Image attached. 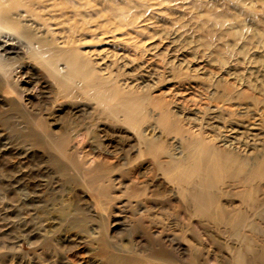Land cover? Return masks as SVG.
<instances>
[{
	"label": "bare ground",
	"instance_id": "6f19581e",
	"mask_svg": "<svg viewBox=\"0 0 264 264\" xmlns=\"http://www.w3.org/2000/svg\"><path fill=\"white\" fill-rule=\"evenodd\" d=\"M163 28L172 33L168 42ZM39 91L51 93L59 110L53 118L28 110ZM4 106L28 111L32 137L80 185L71 188L72 202L53 208L56 214L36 228L22 219V231L69 238L75 226L60 229L62 221L81 213L99 224L121 211L118 191L125 190L138 226L146 223L143 210L158 213L153 201L160 210L178 206L195 226L221 225L219 232L228 234L222 264H264L256 235L264 217V0H0ZM88 109L92 124L118 127L128 141L120 175L109 157L99 161L69 146L79 129L50 124L60 112L72 123L74 111ZM5 132L0 128V154H11L21 167L29 149ZM37 197L30 192V201ZM91 230L77 231L91 236ZM157 237L139 250L154 264H174L169 243ZM182 239L188 264H208L200 261L199 238ZM130 247H115L122 253L109 255L107 264H143L126 254Z\"/></svg>",
	"mask_w": 264,
	"mask_h": 264
},
{
	"label": "rangeland",
	"instance_id": "374dc122",
	"mask_svg": "<svg viewBox=\"0 0 264 264\" xmlns=\"http://www.w3.org/2000/svg\"><path fill=\"white\" fill-rule=\"evenodd\" d=\"M162 35L165 37V42L170 41L172 38V33L169 30H166L162 33ZM186 37L188 38V36ZM173 46H176V42L173 43ZM169 49L172 48L169 46ZM168 56L169 55H166L164 58H167ZM51 96V93L48 91L37 92L36 97L33 99V102L28 109L30 113H39L42 115L48 114L50 118L58 113L59 110L57 106L53 105L51 102ZM8 108L9 107L4 106V108L2 107L0 109V128H3L4 131H6V135L10 133V139L13 144L16 143L21 147H26L29 151H27V157L22 159L23 163L21 164V167L18 168L17 166H14V162L17 159L13 160L11 154H0V161L2 162H0V264H107V257L109 255H112L113 253H122L115 250V247L118 246H131L129 248L130 253H126L127 255L135 257L138 261L143 262V264H154L153 261L149 260V255L145 251L141 252L139 250V245L144 243L146 245L150 244V246H153L150 242H158L159 240L157 239V236L162 237V240L166 243V245L169 243L167 249L169 255L174 256V264H188L189 252L186 249V243L183 241L182 237L190 234H194L195 237L199 238L201 243L200 251L198 252L199 258L201 257V262H203V259H206L208 264H222L224 262L225 244H227L229 238L226 237L228 236L227 233L219 232V230L222 229L221 225L217 227L214 224H207L204 222L201 223V225L199 224L200 226H195V223L191 221L186 214L182 213L181 207L175 206L173 208L169 207L167 209L160 210V208L157 209L158 201H153V206H155L153 207V209H155L154 212L158 211V213L152 215V213L143 210L139 214L140 217H144V222H146L143 223V227L154 235L152 237L153 239H151L144 235L143 230H141L143 227L138 226L136 220L138 213L133 217L132 215H129L130 209H128L127 205L129 200L128 194L125 190L118 191V200H120L124 206L121 208V211L118 212L116 209L113 215L104 219L99 224H94V222L86 220V216L81 215V213H74L73 218L69 220L70 222L66 220L62 221L60 229L75 226L71 229V236L69 238H63L61 232H51L49 234L47 233L42 235L36 231H31L30 233L22 231L24 227L21 224L22 219H27L28 225L36 228L37 225L41 223V219L49 216L50 214H56L52 210L53 208L59 206L61 203L68 204L72 202V190L79 189L80 185L78 184L77 175L73 174L72 177L61 173L55 163V158L53 156L54 153L45 147L46 143L42 139L32 137L30 134L32 126L30 122L31 117L27 114L28 111H26V113L16 114ZM59 115L60 116H56V118L50 123L52 126H55V128H62L65 126L71 128L74 126L77 130L79 129V133L81 132L79 138L77 137L69 144L73 150L81 146L79 148L81 153L83 151L88 152L92 159L99 161L109 157V160L115 164L118 169L114 171L113 174L120 175L121 172H123L122 170H124L128 165V157H126L125 154L128 149V141L125 137L118 133V127H112L106 129V131V127H104L101 122H98V124H92L93 112L90 109L85 111H74L70 117V119H74L72 123L65 120L67 118L65 116H61V112ZM83 134L85 137H82ZM105 144L106 146L109 144L108 149ZM113 145H115V147ZM107 150L112 151L114 155L108 154ZM15 179H18V182L15 181ZM51 186L53 189H49L52 188ZM7 188L10 189V191L19 189V192L9 191L6 193ZM33 190H36L37 193L33 192ZM26 192L29 195L28 197L25 195ZM30 192L31 194H36V196H38L36 201L29 200ZM81 217H83L84 220L81 219ZM263 218L262 220L260 219L261 230H259V232L257 231L256 235L259 236L260 243L264 246ZM28 225L26 224L25 228H27ZM97 225H100V228L98 229L102 230V234L96 232L95 226ZM180 226H182V228L183 226H186L187 230H182L180 228L179 231ZM80 228H92L91 231L94 233H91L90 236L85 232L77 231ZM204 245L205 248H203Z\"/></svg>",
	"mask_w": 264,
	"mask_h": 264
}]
</instances>
